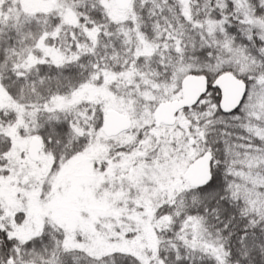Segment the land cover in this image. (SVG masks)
<instances>
[{
    "label": "trees",
    "instance_id": "16d2710c",
    "mask_svg": "<svg viewBox=\"0 0 264 264\" xmlns=\"http://www.w3.org/2000/svg\"><path fill=\"white\" fill-rule=\"evenodd\" d=\"M10 1H3L1 6L0 83L24 108L25 119L31 114L28 129L20 126V133L38 136L55 165L81 152L100 130L104 117L102 102H80L69 109L58 102L83 86L102 83L104 73L131 72L136 79L145 75L147 87L156 95L148 102L141 96L135 100L151 109L161 102L158 100H167L180 89L184 74L208 76L207 92L195 104L180 109L172 125L156 127L152 121L137 132L135 141L122 145L127 150L145 140L152 150L150 155L157 156L156 148L163 141L157 130L174 127L183 132L182 127L187 126L202 130L203 138H195L193 144L201 146L200 153L210 151L213 155L212 177L207 184L184 183L155 209L158 216L170 218L158 230V256L164 264H216L209 250L188 245V239L203 242L198 234L184 231L188 226L184 222L191 217L200 219L203 227L220 239L228 264H264V163L258 164L254 182L238 173L245 160H259L264 147L246 124L242 104L231 113L220 110V91L213 85L219 73L231 70L251 89L253 78L264 72V40L244 32L239 18L233 15L234 3L187 0L188 10H184L179 0H130L131 16L116 20L103 0H68L75 3L78 19L65 32L67 58L56 63L49 58L30 59L28 54L41 35L47 33L45 37L51 42L54 19L25 13L18 3L11 5ZM249 2L254 14L264 20V0ZM209 16L225 20L221 31L206 30ZM140 37L151 47L147 54L137 51ZM225 40L230 42V49L222 46ZM16 115L15 109H0V123L8 126ZM182 138V145H188L185 133ZM10 145L11 136L0 129V173L5 170L1 167ZM16 216L19 220L23 215ZM64 237V229L51 222L26 240L11 236L6 224L2 225L0 264H140L122 252L96 257L67 248Z\"/></svg>",
    "mask_w": 264,
    "mask_h": 264
},
{
    "label": "rangeland",
    "instance_id": "374dc122",
    "mask_svg": "<svg viewBox=\"0 0 264 264\" xmlns=\"http://www.w3.org/2000/svg\"><path fill=\"white\" fill-rule=\"evenodd\" d=\"M3 1L0 0V15ZM217 1L222 4L225 0ZM231 1L235 6L233 15L239 18L244 32L264 40V20L254 14L249 0ZM10 2L11 5L18 3L25 13H37L43 20L54 19L51 42L45 37L47 33L41 35L28 52L30 59L49 58L58 63L67 58L65 32L78 19L74 2ZM126 2L121 6L116 0H103L109 14L116 20L131 16L130 0ZM179 2L184 10H188L187 0ZM224 21L209 16L205 21L206 30L213 33L221 31ZM229 41H221L222 46L230 49ZM138 42V53H149L151 47L148 42L142 37ZM102 77V83L81 87L73 96L60 100L59 105L69 109L80 102H102L104 116L109 111H117L128 116L131 124L112 138L101 125L81 152L58 165H55L52 154L43 149L41 140L38 160L29 157L28 150L34 136L21 134L19 127L28 129L31 114L25 119L24 108L5 92L0 83V109H15L17 113L16 120L10 125L4 127L0 123V129L11 136L6 162L1 167L5 170L0 173V226L6 224L11 236L26 240L39 234L44 224L51 222L64 229V246L67 248L83 250L96 257L122 252L134 256L140 264H164L158 256V230L165 227L170 218L168 215L158 216L155 209L169 200L184 183H189L188 174L194 161L202 154L201 146L193 143L195 138L202 139L203 133L187 126L182 127L183 132L174 127H161L157 131H160L163 141L162 146L156 148L157 156L150 155L152 150L145 140L137 141L134 147L129 146L125 150L123 145L135 141L137 132L154 122L157 106L151 109L148 105L137 104L136 96L148 102L156 94L147 87L146 77L142 74L138 79L131 72L104 73ZM252 83L251 89L247 85L241 104L249 122L246 124L261 139L264 147V72L253 78ZM180 96L181 86L167 100ZM184 133L188 142L190 137L193 138L192 144L182 145ZM110 139L114 141L111 144ZM262 162L264 151L259 160H245L239 176L254 182L258 164ZM19 213L23 216L18 220L16 215ZM184 223L188 225L185 232L198 234L204 242L188 239L191 248L209 250L216 257V264H228L220 239L207 231L200 219L191 217Z\"/></svg>",
    "mask_w": 264,
    "mask_h": 264
},
{
    "label": "water",
    "instance_id": "95a60500",
    "mask_svg": "<svg viewBox=\"0 0 264 264\" xmlns=\"http://www.w3.org/2000/svg\"><path fill=\"white\" fill-rule=\"evenodd\" d=\"M124 5L127 0H116ZM208 76L204 73H187L181 78V96L160 102L154 114V125H172L180 109L195 104L208 90ZM213 85L220 91L219 108L224 113H231L239 108L247 91V82L233 71L227 70L219 73ZM131 119L117 111H109L102 119V127L106 134L114 135L130 126ZM193 138H189V144ZM40 138L32 137L28 154L32 160H38ZM213 155L210 151L202 153L193 163L188 174L191 185L204 186L212 177L211 165Z\"/></svg>",
    "mask_w": 264,
    "mask_h": 264
}]
</instances>
